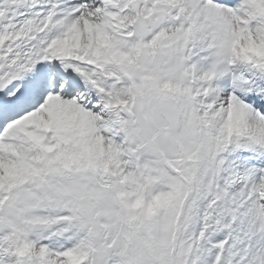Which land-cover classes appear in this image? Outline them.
I'll return each instance as SVG.
<instances>
[{
    "label": "snow or ice",
    "instance_id": "snow-or-ice-1",
    "mask_svg": "<svg viewBox=\"0 0 264 264\" xmlns=\"http://www.w3.org/2000/svg\"><path fill=\"white\" fill-rule=\"evenodd\" d=\"M0 264H264V0H0Z\"/></svg>",
    "mask_w": 264,
    "mask_h": 264
}]
</instances>
